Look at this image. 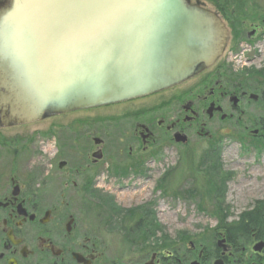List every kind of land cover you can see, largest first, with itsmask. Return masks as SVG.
Segmentation results:
<instances>
[{
	"label": "flooded vegetation",
	"instance_id": "1",
	"mask_svg": "<svg viewBox=\"0 0 264 264\" xmlns=\"http://www.w3.org/2000/svg\"><path fill=\"white\" fill-rule=\"evenodd\" d=\"M233 13L224 21L225 47L230 38L232 45L211 66L177 85L128 100L153 99L129 110L127 170L141 166L131 171L141 174L144 164L178 146L192 156L200 140L221 157L219 166L230 138L264 156V17L259 23L245 9L240 16ZM242 57L247 66L240 71L227 64ZM97 122L86 126L84 134L92 142L88 152L69 155L72 159L55 154L49 169L38 163L39 168H31L39 160L35 155L9 153L0 160V264H264V200L232 216L224 208L232 174L217 164L186 169L199 173L203 182L185 190L187 198L198 200L202 215L196 218L161 222L145 205L116 212L111 193L122 188L114 190L98 175L108 131ZM150 147L157 150L147 161ZM97 150L100 158L93 155ZM24 164L28 168L19 167ZM127 170L111 174L124 176ZM167 175L161 173L162 182ZM247 212L254 216L246 217ZM239 223L251 225L246 232L230 230Z\"/></svg>",
	"mask_w": 264,
	"mask_h": 264
},
{
	"label": "water",
	"instance_id": "2",
	"mask_svg": "<svg viewBox=\"0 0 264 264\" xmlns=\"http://www.w3.org/2000/svg\"><path fill=\"white\" fill-rule=\"evenodd\" d=\"M226 36L197 1L0 0V127L177 85L211 66Z\"/></svg>",
	"mask_w": 264,
	"mask_h": 264
},
{
	"label": "rangeland",
	"instance_id": "3",
	"mask_svg": "<svg viewBox=\"0 0 264 264\" xmlns=\"http://www.w3.org/2000/svg\"><path fill=\"white\" fill-rule=\"evenodd\" d=\"M190 1L191 3L197 1L205 8L216 12L227 27V23L224 22L227 13L220 9L221 0ZM262 9L264 10V0H248L246 2L245 11L256 16L251 21H259L260 23L264 17L261 12ZM231 45L232 39L230 38L225 49L229 51ZM244 61L242 57L239 61L227 64L233 65L230 67L232 70L240 71L242 66H247L244 65ZM254 65L257 66L256 63ZM176 87L179 88V85ZM152 100L150 98L148 100L124 101L94 109L56 115L25 125L0 127V154L2 155L0 160L8 158L7 154L9 153L35 155L39 160H33L35 163L30 167L39 168L38 163L41 167L49 169L50 164L55 160V154L58 158L72 159L70 157L88 152L92 142L84 134L89 129L86 126L89 122L98 121L97 123L103 125L108 131L103 136L105 139L104 160L99 167L98 175L100 178H104L105 185L113 186L114 190L122 188L120 192L111 193V199L116 201V212L121 215L122 211L129 210L128 208L134 206L143 208L145 205L152 209V216L161 222H173L176 219L188 217L196 218L202 215V212L198 211L195 205L198 200L197 198H187L185 190L189 189L190 185L198 186L203 182L199 173H187L186 169L189 165L193 169L206 168L201 163H205L207 168L210 167L211 163L219 166L221 157L212 155L213 152H210L207 141L200 140L197 142L194 146V152L191 153L192 156L189 154L190 158L185 155L186 150L178 146L176 152H160L158 161L144 164L141 168L143 169L141 174L131 172L140 169L141 166L127 170L130 161L126 157L125 143L128 142L125 139L132 141L131 131L133 127L129 110L141 103L150 104ZM171 108L173 106L169 107V109ZM113 126H118L119 131L118 127L113 130ZM122 131L126 135L119 134ZM230 139L225 141L228 147L218 169H223L232 174L224 197V208L232 216H237L252 206L254 201L264 200V156L254 153L249 147L243 149L240 144L232 142L234 139ZM165 149L168 148L165 147ZM156 150L154 147L148 148V152L144 155L147 161L150 160V155ZM19 167L28 168L25 164ZM122 168H126L128 171L126 175L111 174L112 171L116 172L117 169ZM66 170L69 168L67 167ZM166 171L169 175L162 182L161 173ZM165 184L171 186L166 187ZM164 185L165 188H163ZM155 221L160 224V221L156 219Z\"/></svg>",
	"mask_w": 264,
	"mask_h": 264
},
{
	"label": "trees",
	"instance_id": "4",
	"mask_svg": "<svg viewBox=\"0 0 264 264\" xmlns=\"http://www.w3.org/2000/svg\"><path fill=\"white\" fill-rule=\"evenodd\" d=\"M247 1L248 0H221L220 9H223L222 11H224V13L228 14L231 11H233L234 12L233 15L240 16L242 14V10L245 9ZM186 154H190V152H186ZM187 168L193 169V168H190V165ZM209 168H211V166ZM245 215L246 217H249V216L251 217V216H254V212H247L245 213ZM250 225L251 224H244V223L240 224L239 223L236 225V227H231L230 230L246 232L247 227Z\"/></svg>",
	"mask_w": 264,
	"mask_h": 264
}]
</instances>
